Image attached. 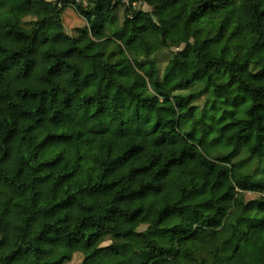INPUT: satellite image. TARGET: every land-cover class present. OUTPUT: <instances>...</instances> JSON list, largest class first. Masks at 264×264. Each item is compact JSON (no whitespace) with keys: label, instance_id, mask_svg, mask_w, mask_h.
<instances>
[{"label":"trees","instance_id":"trees-1","mask_svg":"<svg viewBox=\"0 0 264 264\" xmlns=\"http://www.w3.org/2000/svg\"><path fill=\"white\" fill-rule=\"evenodd\" d=\"M86 1L0 0V206L21 221L0 264H253L264 0ZM175 4L191 41L149 52Z\"/></svg>","mask_w":264,"mask_h":264},{"label":"rangeland","instance_id":"rangeland-1","mask_svg":"<svg viewBox=\"0 0 264 264\" xmlns=\"http://www.w3.org/2000/svg\"><path fill=\"white\" fill-rule=\"evenodd\" d=\"M51 1V0H49ZM126 4L129 0H123ZM143 12H151L152 10L145 6L137 7ZM63 21L64 31L69 35H75L78 28H83L86 22L79 17L74 11L67 10L61 15ZM154 21L159 26L169 27V32L166 33L165 40L167 44L163 45L162 40L163 32L161 30L153 31L144 36L145 46L149 52L160 51L166 53L168 51L176 52L185 46L186 42L191 41L192 33L194 31V25L189 21L187 14L182 10V5L175 4L167 7L166 9L158 12L154 16ZM38 17H28L24 20L27 27L29 23H33L38 20ZM137 51H141L143 46L134 45ZM174 81L172 83L180 82V73L173 74ZM252 194H246V199H251ZM21 225V221L14 217L12 213L3 206H0V237H6L8 243L11 244L14 241L15 226ZM147 226H143L140 230H146ZM112 238L106 240L105 245H110L113 243ZM249 258L253 264H264V255L259 254L255 249H249ZM82 259L76 258L73 264H81Z\"/></svg>","mask_w":264,"mask_h":264},{"label":"built area","instance_id":"built-area-1","mask_svg":"<svg viewBox=\"0 0 264 264\" xmlns=\"http://www.w3.org/2000/svg\"><path fill=\"white\" fill-rule=\"evenodd\" d=\"M75 1H77L78 3H80L83 6H87V1L86 0H75ZM141 5H143V4H135L134 6H136V8H137V7H141Z\"/></svg>","mask_w":264,"mask_h":264}]
</instances>
